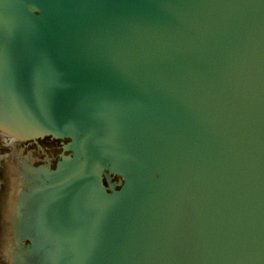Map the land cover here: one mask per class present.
Instances as JSON below:
<instances>
[{
	"label": "water",
	"instance_id": "95a60500",
	"mask_svg": "<svg viewBox=\"0 0 264 264\" xmlns=\"http://www.w3.org/2000/svg\"><path fill=\"white\" fill-rule=\"evenodd\" d=\"M0 138L7 264H264V0H0Z\"/></svg>",
	"mask_w": 264,
	"mask_h": 264
},
{
	"label": "flooded vegetation",
	"instance_id": "af4514ba",
	"mask_svg": "<svg viewBox=\"0 0 264 264\" xmlns=\"http://www.w3.org/2000/svg\"><path fill=\"white\" fill-rule=\"evenodd\" d=\"M43 144L41 145L42 147L43 146H49V143H43ZM32 148H35L36 152H39L40 156H44V155H42V150L38 146H32ZM7 150H8V146L0 138V199H1L2 194L6 190V184H7L5 177H4V170H5L6 165H5V160L3 157V152H5ZM45 150L47 152H49V148H45ZM0 264H7L4 260V258L1 256V254H0Z\"/></svg>",
	"mask_w": 264,
	"mask_h": 264
}]
</instances>
